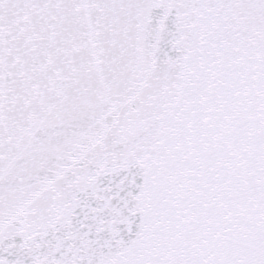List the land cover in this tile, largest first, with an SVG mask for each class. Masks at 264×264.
<instances>
[{"label": "snow or ice", "instance_id": "snow-or-ice-1", "mask_svg": "<svg viewBox=\"0 0 264 264\" xmlns=\"http://www.w3.org/2000/svg\"><path fill=\"white\" fill-rule=\"evenodd\" d=\"M0 264H264V0H0Z\"/></svg>", "mask_w": 264, "mask_h": 264}]
</instances>
